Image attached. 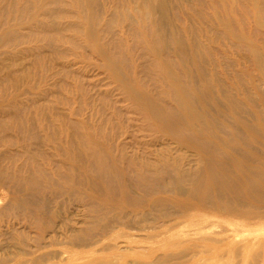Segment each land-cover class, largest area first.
I'll list each match as a JSON object with an SVG mask.
<instances>
[{"label": "rangeland", "instance_id": "obj_1", "mask_svg": "<svg viewBox=\"0 0 264 264\" xmlns=\"http://www.w3.org/2000/svg\"><path fill=\"white\" fill-rule=\"evenodd\" d=\"M100 3H0V264H264V0Z\"/></svg>", "mask_w": 264, "mask_h": 264}, {"label": "bare ground", "instance_id": "obj_2", "mask_svg": "<svg viewBox=\"0 0 264 264\" xmlns=\"http://www.w3.org/2000/svg\"><path fill=\"white\" fill-rule=\"evenodd\" d=\"M3 0H0V3L2 2ZM72 1H74V2H76V3H79V2H81V1H83V0H72ZM99 1H101L102 3H105L106 4V2L107 3H110V4H114V7H113V5L112 6H110V7H112V9L111 10H109V11H107L106 9H105V7H103L104 8V11L106 12V13H111V14H114V15H125V13L128 11V10H130V9H132V4L133 5H136L135 7H137V8H139V7H141V11H140V13H141V16H143V17H145V18H150V19H152L154 16H156V15H159V17H160V19H163L164 18V16L165 15H167V13H168V10H167V8H166V6L164 5V0H99ZM252 2H255V0H252ZM102 3H100V5L102 6ZM110 7H107V8H109L110 9ZM147 10V11H146ZM212 10V8L211 7H208L207 8V11H211ZM93 13L92 11H91V6H86V8H84V15H87V16H85L88 20L89 19H91V18H93V16L90 14V13ZM233 13H235V12H233ZM2 14H3V10H2V8L0 9V15H1V17H2ZM94 14V13H93ZM1 17H0V27L2 28V25H3V22H2V20H1ZM157 39V41L159 42V43H161V41L158 39V38H156ZM179 42H176V40H175V38L173 37L172 38V40H171V45H174V44H176L177 46L176 47H178L180 44H178ZM180 48V47H179ZM194 53V52H193ZM192 56H190L189 58H191ZM198 57V56H197ZM191 59H193V58H191ZM155 63H156V66H158L161 70L163 69V68H165V64L162 62V61H160L159 59H156L155 60ZM168 66H170V64H168ZM163 73H165V71H162ZM187 85V84H186ZM179 90H181V88H179ZM177 92H178V89H177ZM207 92V91H206ZM180 100H179V102H178V104H180V105H183L184 107L185 106H188V107H192V105L193 104H196V105H199V106H202L201 105V102L199 103V100H198V96L196 97H194V98H179ZM152 103H153V105H154V112L156 113V115L157 116H160V118L162 119V120H164V121H162L163 123H166L167 121L169 122V123H171L172 125H176V123H177V121H176V118H175V113L171 110V109H168V108H165V107H163V108H159V109H155V107H156V103H155V100H152ZM144 115H145V113H144ZM87 133V132H86ZM82 137H84V136H82ZM83 139V138H82ZM88 140V139H87ZM89 141H91V140H89ZM89 141H87V142H89ZM96 143V142H95ZM99 144V143H98ZM87 146V145H86ZM93 146V145H92ZM101 146V145H100ZM88 147V146H87ZM95 151H97L96 149H94ZM94 150H92V152L94 151ZM101 150V149H100ZM94 151V152H95ZM92 153V154H97V152H95V153ZM90 153V152H89ZM100 154H102V153H100ZM99 154V155H100ZM96 156H98V154L97 155H94V157H96ZM97 159V158H96ZM98 160V159H97ZM105 163V162H104ZM132 165H133V163H131ZM165 167H167V164L165 165ZM160 168V167H159ZM159 168H155L156 170L154 171V173L156 174H160L162 171H163V169H159ZM162 170V171H161ZM164 171H166L165 169H164ZM40 173V172H39ZM153 173V170H152V173L151 172H149V170H146V168L145 167H140L139 169H137L136 170V175L138 176V179H139V181H141V185H142V190H144V192H148V190H149V177H150V175H152V174H154ZM168 173V172H167ZM157 174L155 175V176H157ZM164 175V174H163ZM42 176V175H41ZM137 179V180H138ZM33 184V183H32ZM33 186H34V184H33ZM143 192V191H142ZM103 215H105V214H103ZM205 216V215H204ZM113 217H115V216H113ZM206 217V216H205ZM41 218V217H40ZM122 218V217H121ZM41 220V219H40ZM101 220H102V218H101ZM44 222V221H43ZM42 223V222H41ZM38 224V223H37ZM261 224V223H260ZM35 225H36V222H35ZM107 227V226H106ZM109 227V226H108ZM107 227V228H108ZM111 227V226H110ZM226 231H227V229H226ZM91 232V231H90ZM105 233V232H104ZM37 234V233H36ZM110 234V233H109ZM3 235V234H2ZM10 235V234H9ZM12 235V234H11ZM23 235V234H22ZM76 235V234H75ZM82 235V234H81ZM102 235V234H101ZM104 235V234H103ZM24 236V235H23ZM38 236V235H37ZM41 236V235H40ZM79 236V235H78ZM90 236V235H89ZM73 237V236H72ZM32 238V237H31ZM75 238V237H74ZM79 238H80V236H79ZM82 238H84V237H82ZM81 238V239H82ZM13 239V238H12ZM91 240V239H90ZM75 241V240H74ZM73 241V242H74ZM83 241V240H82ZM75 242H77V241H75ZM74 242V243H75ZM101 242V241H100ZM220 242V241H219ZM27 243V242H26ZM90 243V242H89ZM52 244V243H51ZM69 244V243H68ZM70 244H72V243H70ZM95 244V243H94ZM10 245V244H9ZM38 245V244H37ZM83 246V245H82ZM89 246V245H88ZM91 246V245H90ZM261 247V246H260ZM238 248V247H237ZM17 250V249H16ZM19 250V249H18ZM240 250V249H239ZM261 250V249H260ZM5 251V250H4ZM26 251V250H25ZM53 252V251H52ZM58 252V251H57ZM27 253V252H26ZM30 253V252H29ZM257 253V252H256ZM61 254H63V253H61ZM244 254V253H243ZM252 254V253H251ZM42 255H44V254H42ZM50 255V254H49ZM62 256V255H61ZM112 256V255H111ZM16 257V256H15ZM39 257V256H38ZM57 257V256H56ZM55 257V258H56ZM107 257H109V256H107ZM58 258V257H57ZM63 258V257H62ZM36 259H38L37 257H36ZM44 259V258H43ZM46 259V258H45ZM10 260V259H9ZM70 261V260H69ZM52 264V263H51ZM88 264V263H87Z\"/></svg>", "mask_w": 264, "mask_h": 264}]
</instances>
